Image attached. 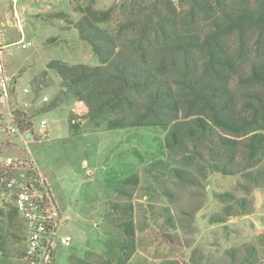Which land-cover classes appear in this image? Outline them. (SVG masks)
<instances>
[{"label":"rangeland","instance_id":"rangeland-1","mask_svg":"<svg viewBox=\"0 0 264 264\" xmlns=\"http://www.w3.org/2000/svg\"><path fill=\"white\" fill-rule=\"evenodd\" d=\"M141 1L152 2L0 0V264H19L28 244L27 225L5 187L9 157L17 161L14 176L41 172L61 219L58 233L72 236L69 246H56L51 264L117 260L125 238L117 202L133 206L136 246L128 264H193L195 251L210 260L250 242L264 252V177L255 185L243 174L204 169L197 159L165 147L162 126L110 128L120 113L96 110L74 96L49 67L53 59L101 64L77 21L88 6L109 10L99 25L121 44L131 31L121 34L120 24L137 14ZM176 169L190 171L195 181L180 182ZM133 175L137 183L125 182ZM226 193L231 196L222 198ZM243 196L251 199L252 213L213 221ZM196 206V213L184 212Z\"/></svg>","mask_w":264,"mask_h":264},{"label":"trees","instance_id":"trees-1","mask_svg":"<svg viewBox=\"0 0 264 264\" xmlns=\"http://www.w3.org/2000/svg\"><path fill=\"white\" fill-rule=\"evenodd\" d=\"M183 1L182 9L175 0L141 1L137 14L120 24L121 34L131 31L121 44L99 25L110 11L88 6L76 24L101 64L53 59L49 67L74 96L96 110L119 112L110 128L162 126L166 148L197 159L204 169L243 174L258 185L264 177V0ZM175 175L195 181L185 169ZM137 181L133 175L125 182ZM113 206L125 238L119 258L99 264H128L136 246L133 206ZM252 211L251 199L236 197L213 221ZM196 252L193 264H264V252L251 242L210 260Z\"/></svg>","mask_w":264,"mask_h":264},{"label":"built area","instance_id":"built-area-1","mask_svg":"<svg viewBox=\"0 0 264 264\" xmlns=\"http://www.w3.org/2000/svg\"><path fill=\"white\" fill-rule=\"evenodd\" d=\"M28 44V42H23L22 47H27ZM4 118V113L0 108V132L4 128ZM46 125L47 120L42 119L40 128L43 130ZM25 135L30 136V131ZM6 162L4 166L5 187L11 193L14 206L27 225L28 244L19 264H51L56 246H69L72 236L58 233L61 219L41 172L36 168L35 171L30 169L27 174H22L23 176H14L10 171L16 166L14 164L17 161L9 157Z\"/></svg>","mask_w":264,"mask_h":264}]
</instances>
